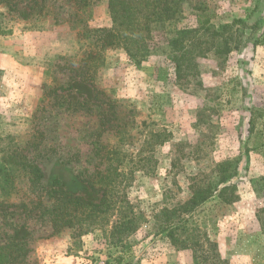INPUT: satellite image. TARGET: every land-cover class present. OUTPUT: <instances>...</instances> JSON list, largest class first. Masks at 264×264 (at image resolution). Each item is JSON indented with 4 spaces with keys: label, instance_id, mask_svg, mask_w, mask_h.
Instances as JSON below:
<instances>
[{
    "label": "rangeland",
    "instance_id": "1",
    "mask_svg": "<svg viewBox=\"0 0 264 264\" xmlns=\"http://www.w3.org/2000/svg\"><path fill=\"white\" fill-rule=\"evenodd\" d=\"M32 1L27 19L0 4V22L12 30L0 36V203L28 200L30 193L25 168L6 158L41 168L44 205L63 194L98 201L78 172L93 169L104 147L137 154L150 133L165 130V143L152 152L153 169L136 174L129 198L150 218L158 207L188 200L194 177L218 181L215 167L229 161L240 200L207 202L200 208L202 226L229 264H264V0H186V18L169 30L197 26L201 14L217 27L238 19L256 24L255 32L245 30L239 50L198 60L202 86L177 84L163 43L141 65L122 48L102 52L97 69L98 61L80 65L94 49L87 31L112 27L108 1L81 11L67 0L14 2L27 10ZM16 223L14 233L7 225ZM152 225L130 238L129 252L119 253L94 235L76 240L64 230L49 236L51 228L26 223L21 208H0V235L20 242L34 237L32 264H194L191 250L154 237Z\"/></svg>",
    "mask_w": 264,
    "mask_h": 264
},
{
    "label": "trees",
    "instance_id": "2",
    "mask_svg": "<svg viewBox=\"0 0 264 264\" xmlns=\"http://www.w3.org/2000/svg\"><path fill=\"white\" fill-rule=\"evenodd\" d=\"M14 1L0 0V4L9 14L16 11L22 18H30L33 12L31 5L37 2H30L29 10L26 8L19 10L17 2ZM67 1L71 5H76V11H81L95 0ZM107 1L112 27L87 31L93 34L94 49L87 52L80 65L87 64L88 67L89 61H98L97 69L102 52L109 48L124 49L131 60L141 65L153 50L158 49L159 43H163L168 48V58L173 64L177 84L193 83L202 86L198 60L206 58L211 52L217 56H228L245 45L243 37L246 29H250L251 33L256 31V24H247L243 19L235 20L231 27H217L212 24L207 14L199 15L197 26L187 25L169 30L171 25L186 18L184 8L186 0ZM1 16L3 14L0 12ZM11 34L12 30L0 22V36ZM84 105L79 104L80 107ZM150 135L148 143L144 144L146 147H142L141 152L132 154L124 152L117 146H112L108 150L104 147L97 156L100 161L93 169L85 167L78 172V176L84 177L87 186L100 196L98 201L63 194L50 205H44L42 186L44 176L41 168L31 161L15 163L6 158V162L13 163L12 166L25 168L29 174L27 180L30 193L28 200L16 203L1 202L0 208H21L26 223L42 222L43 227L51 228L52 233L49 236L64 230L71 231L72 238L76 240L94 235L103 240L108 248L119 249V253L129 252L130 238L144 225L153 222V236L164 237L177 250H191L194 264H229L221 257L217 242L204 230L201 220L203 210L200 208L213 199H218L224 205H233L240 200L236 185L230 183L231 163L223 162L215 167L214 173L218 181L194 177L188 200L172 206L165 204L158 207L152 211L149 218L140 204L129 198L128 189L133 186L137 173L150 174L153 169L151 164L153 149L164 144L167 139L165 130ZM144 153L146 155L143 156ZM12 155H9L10 158ZM8 176L13 177V174L9 173ZM260 184L259 191L264 195V177ZM260 212L264 216V207ZM260 219L264 229V218ZM14 225L7 227L17 233L18 223ZM32 227L36 233V226ZM41 238H44L42 234L39 236V239ZM32 240L34 237L30 239ZM30 241H13L8 234L0 235V264H32V260H29V254L33 251L30 248ZM117 258L120 262L123 259Z\"/></svg>",
    "mask_w": 264,
    "mask_h": 264
}]
</instances>
